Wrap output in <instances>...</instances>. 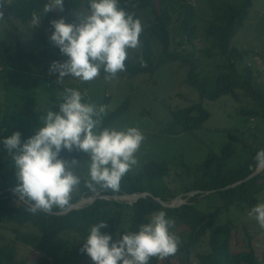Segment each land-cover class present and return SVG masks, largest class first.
<instances>
[{
  "label": "rangeland",
  "instance_id": "374dc122",
  "mask_svg": "<svg viewBox=\"0 0 264 264\" xmlns=\"http://www.w3.org/2000/svg\"><path fill=\"white\" fill-rule=\"evenodd\" d=\"M194 8L196 22L203 26L212 17L211 5L208 0H187ZM241 6L244 0H216ZM89 0H82V8L73 20H65L69 24H79V17L87 15ZM167 21L171 23L174 36L182 25L183 18L178 17L182 5L176 0H165ZM5 12V10H0ZM143 31L153 21L150 10L140 13ZM6 23L0 24V44L4 42L16 58V65L6 71H0V174L16 182V169L12 155L3 145V140L11 137L15 132L21 133L22 143L36 134L43 127L41 111L53 110V97L60 87H72L82 91L86 100L107 108L105 119L117 110L126 100L128 109L109 127L124 129L139 128L145 136L137 158L138 166L128 175H136L143 171L149 162H166L171 170V177L165 178L163 185L180 192L176 199L167 203L177 206L186 204L192 197L185 196L182 190L190 187L198 179L197 176L183 175L185 166L191 168L201 164L210 153H218L223 145L229 142L228 134L237 136L243 144L237 145L236 156L225 162L221 168L226 173L239 164L250 159L254 152L264 146V120L259 116H249L254 103L250 98L241 96L240 100L224 96L218 101H203V106L211 114L210 119L197 131L184 133L173 124L172 113L199 103L198 92L187 81V68L180 62L164 64L154 74L137 76L119 74L111 80L104 79V73L91 83H81L72 78H64L59 82L57 74L50 73L53 62L64 63L67 57L61 54L50 40V34L43 22L35 30H30L28 23L24 24L7 12L4 17ZM192 44H186L182 49L185 53L195 52L199 58V74L201 77L216 78L227 71V60L220 50L210 46L212 40L206 38L201 28ZM179 41V39H178ZM155 56L161 53L156 42L151 41ZM178 43L172 48H178ZM232 47L242 52L243 57L237 61L239 70L250 69L256 89L264 91V0H253V6L248 19L232 42ZM202 49H208L203 52ZM179 51L181 49L179 48ZM139 49L131 50L128 60H136ZM3 71V72H2ZM109 99L108 103H105ZM73 160V159H72ZM72 160H68L69 162ZM90 156L80 153L79 166L76 173H86V163ZM177 173V174H176ZM80 188L74 193L75 197ZM192 194V193H190ZM211 194V193H210ZM209 195V194H206ZM194 196V195H193ZM106 198V197H105ZM124 199V198H123ZM118 199L130 204L128 200ZM264 203V189L259 198ZM131 205V204H130ZM220 200L214 196L209 199L201 198L198 208L208 214H213L220 206ZM250 208L236 206L229 211L219 214L217 224L230 223L231 251L239 253L253 247L259 259L264 257V229H261L254 218L249 217ZM22 230L18 224H8L0 232V245L11 244L17 252V260L35 261L40 255L37 229L27 225ZM124 227L122 229H125ZM19 230L21 232H19ZM181 240L179 251L174 255L159 260V264H183L186 261H196L197 255L210 250V236L212 231L197 244L187 245L193 240L194 234L185 226L173 231ZM118 239L116 235L113 242ZM82 264H94L89 256L84 257Z\"/></svg>",
  "mask_w": 264,
  "mask_h": 264
},
{
  "label": "trees",
  "instance_id": "16d2710c",
  "mask_svg": "<svg viewBox=\"0 0 264 264\" xmlns=\"http://www.w3.org/2000/svg\"><path fill=\"white\" fill-rule=\"evenodd\" d=\"M182 5L178 17H182V25L174 36L172 24L167 21L165 13V0H120V5L126 11L135 13L141 20L140 13L150 10L154 19L144 29L140 37L141 46L136 60L126 61V72L123 75L137 76L141 74H154L164 64L180 62L187 68V81L199 94L200 102L190 107L174 111L173 124L182 132L190 133L202 128L210 119L211 114L203 106V101L215 102L224 96L240 100L241 96L250 98L254 103L248 113L249 116H259L264 120V91L256 89L254 78L250 69L241 72L237 61L243 57L238 49L232 47V42L245 21L250 15L253 0H244L243 5L235 6L228 2L208 0L211 5L212 17L200 26L196 22L194 8L187 0H176ZM46 0H3L5 10L15 19L27 24L31 13L39 11ZM82 8V0H64V11L56 9L42 16L41 21L47 28L50 36L54 32L51 26L53 20H73L76 13ZM171 24V26H170ZM204 31L206 38L212 40L210 46L220 50L227 60V71L216 78L212 76L201 77L199 74V58L195 52L185 53L182 49L186 44H192L198 36L197 32ZM179 39V41H178ZM159 45L161 53L155 56L153 43ZM178 43V48H172ZM179 48L181 51H179ZM207 52L208 49H202ZM16 65V58L4 42L0 44V71H6ZM2 71V72H3ZM65 87H60L53 97V110H58L62 102L61 93ZM106 99L105 103H108ZM129 107L126 100L117 110L111 113L104 121V126L109 127ZM229 142L222 146L218 153H210L207 158L195 168L185 166L183 175L198 179L190 187H185L182 193L187 196L199 192L192 197H186L187 203L177 208L163 207L157 200L169 203L176 199L180 192L163 185L165 178L171 177V170L166 162H149L143 171L136 175H127L121 182L118 192L97 189L89 191L81 185L79 193L73 197V204L81 199L94 198L96 200L81 209L73 210L67 214L59 215L58 210L53 213L40 212L31 214L26 210V205L15 195L14 189L18 182L0 174V232L8 224H18L22 230L31 225L40 235L38 239L40 255L35 261H18L17 252L13 245H0V264H82L87 253L81 251L92 225L103 220L107 221L108 228L101 231L113 237L117 233L121 236L124 231H137L142 223L153 212L165 211L169 218L175 221L172 231L185 226L194 234L193 240L187 245L190 247L205 238L210 231V250L205 254L197 255L196 261H186L183 264H264V257L259 259L253 247L247 251L234 253L231 251V225L230 223L218 225L217 220L221 212L229 211L236 206L252 208L259 203V198L264 189V172L247 180L257 170L255 155L264 149L260 147L246 162L239 164L229 172H222L223 164L236 156L237 145L243 144L237 136L228 134ZM81 152H68L64 150L61 158L64 160L80 159ZM237 184V185H236ZM236 185L235 187H231ZM211 193L206 195L207 193ZM148 193L151 196L140 199L132 205L115 200L114 197L126 195H140ZM218 197L221 205L213 214H208L198 208L201 198L209 199ZM106 197V198H105ZM127 227L125 229H122ZM19 232H21L19 230ZM150 264H159L153 258Z\"/></svg>",
  "mask_w": 264,
  "mask_h": 264
},
{
  "label": "clouds",
  "instance_id": "9594fccd",
  "mask_svg": "<svg viewBox=\"0 0 264 264\" xmlns=\"http://www.w3.org/2000/svg\"><path fill=\"white\" fill-rule=\"evenodd\" d=\"M3 6L0 0V9ZM56 9L64 11V0H46L31 13L29 29L38 28L42 16ZM79 20V24L63 18L51 22L50 40L67 60L53 62L50 73H58L60 83L65 77L91 83L101 72L105 80L126 72L130 51L141 46L143 25L135 13L121 7L120 0H89L88 13ZM4 23L0 11V24ZM61 98L58 110L41 111L44 126L35 135L23 143L20 132L3 140L16 169L14 191L31 214L71 210L81 185L91 192H118L122 180L138 166L137 154L145 141L137 127H105L106 106L89 102L82 91L65 87ZM64 150L88 154L87 172L78 175L79 161L62 159ZM255 162L257 170H264V149L256 153ZM248 215L264 229V203L252 207ZM174 227L175 221L165 211H157L137 231L117 233L113 242L111 235L101 231L108 228L107 221L101 220L90 227L81 251L94 264H150L153 258L163 260L179 251L181 240Z\"/></svg>",
  "mask_w": 264,
  "mask_h": 264
},
{
  "label": "water",
  "instance_id": "95a60500",
  "mask_svg": "<svg viewBox=\"0 0 264 264\" xmlns=\"http://www.w3.org/2000/svg\"><path fill=\"white\" fill-rule=\"evenodd\" d=\"M262 172H264V170H256L254 174H252L247 180L249 179H252L254 178L255 176L261 174ZM237 185V184H236ZM236 185H233L231 187H235ZM15 195L19 197V194L16 193L14 191ZM199 192H193L192 194H189L190 196H193V195H196L198 194ZM207 194H210L209 192ZM148 196H151L150 194L148 193H145V194H140V195H126V196H117V197H114L115 200H118V199H127V198H130L132 201L130 204L132 205L133 203L137 202L138 200L140 199H143V198H146ZM97 197H94V198H89V199H86V198H83L81 199L79 202H77L76 204H74V207L67 211V212H60V213H57L59 215H63V214H67L73 210H78V209H81L89 204H92L95 200H96ZM179 199H181V197H178L175 201H178ZM157 202H159L163 207H166V208H177V207H180V206H183L184 203H180L179 205L177 206H173V205H170V204H167V203H164V202H161L160 200H157Z\"/></svg>",
  "mask_w": 264,
  "mask_h": 264
},
{
  "label": "bare ground",
  "instance_id": "6f19581e",
  "mask_svg": "<svg viewBox=\"0 0 264 264\" xmlns=\"http://www.w3.org/2000/svg\"><path fill=\"white\" fill-rule=\"evenodd\" d=\"M123 200H128V201H130L131 199H130V198H127V199H123ZM130 202H132V201H130Z\"/></svg>",
  "mask_w": 264,
  "mask_h": 264
}]
</instances>
